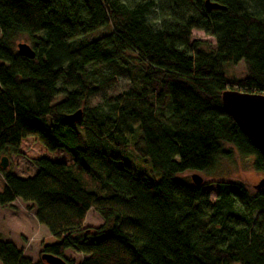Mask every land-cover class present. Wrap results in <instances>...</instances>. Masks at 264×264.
<instances>
[{
    "label": "trees",
    "instance_id": "trees-1",
    "mask_svg": "<svg viewBox=\"0 0 264 264\" xmlns=\"http://www.w3.org/2000/svg\"><path fill=\"white\" fill-rule=\"evenodd\" d=\"M210 1L224 9L205 0H0V152L17 153L32 136L70 159L32 158L27 178L0 168V206L19 199L48 232L36 262L0 238V264H47L41 255L65 264H264V189L219 181L210 203L201 185L178 177L209 173L229 157L225 144L264 173V156L221 107L231 87L264 93V0ZM192 30L212 36L214 48ZM18 35L33 58L17 53ZM240 61L246 76L227 80L223 65ZM92 65L112 75L98 82ZM114 75L131 87L87 108ZM77 109L81 120L68 121ZM129 150L150 178L135 175ZM89 210L101 225H84Z\"/></svg>",
    "mask_w": 264,
    "mask_h": 264
},
{
    "label": "rangeland",
    "instance_id": "rangeland-1",
    "mask_svg": "<svg viewBox=\"0 0 264 264\" xmlns=\"http://www.w3.org/2000/svg\"><path fill=\"white\" fill-rule=\"evenodd\" d=\"M110 27H103L94 33L83 36L84 40H92L102 36L108 32ZM192 39L199 40L202 47L212 49L215 46V40L212 36L204 34L201 30H192ZM17 43H27L30 45L26 35H18L14 40V48ZM97 65H92L89 69L97 70ZM227 80L241 79L246 76L245 65L243 61L237 64L223 65ZM112 75L109 69L97 70L96 79L102 81ZM115 83L109 87L101 88L88 101L87 108L99 103L102 100L111 99L113 96L122 93L131 87L129 77L125 75H114ZM230 87V86H229ZM235 90V88H229ZM224 148L230 151L229 157H218L212 170L207 173L189 171L178 177L181 179L190 180V176L197 173L202 178L201 188L208 195L210 203H213L219 181H240L243 182L249 192L255 191L254 185L258 184L261 179H264V173L258 172L252 167V157L241 155L232 146L225 144ZM46 157L51 160H62L70 163L69 156L62 150L48 151L39 141L32 136H28L21 140L18 152L12 153L11 150H2L1 158L6 159L7 166L4 169L11 172L19 178H27L35 173V168L31 163L32 158ZM127 160L133 165L135 175L141 177H151L150 165L144 163L137 155L128 151ZM138 176V175H137ZM138 176V177H140ZM102 224L101 218L93 210H89L85 217L84 225L87 227L99 226ZM46 227L38 224L34 220L33 211L26 208V204L19 199L12 202L11 206H0V238L13 242L18 248L23 250V253L28 256L33 262L38 260L40 242L47 235ZM67 257L74 259L75 263H79L83 256L72 251H68Z\"/></svg>",
    "mask_w": 264,
    "mask_h": 264
},
{
    "label": "water",
    "instance_id": "water-1",
    "mask_svg": "<svg viewBox=\"0 0 264 264\" xmlns=\"http://www.w3.org/2000/svg\"><path fill=\"white\" fill-rule=\"evenodd\" d=\"M205 6L208 9H224L223 6L210 0H205ZM16 50L21 56L34 57V52L27 43H17ZM221 107L252 145L264 156V95L226 90L221 94ZM81 118V109L66 116L70 122H78ZM6 166V159L3 157L0 161V168L4 170ZM190 178L194 185H201L202 178L197 173L192 174ZM254 189H264V179L254 185ZM41 259L47 264H65L61 258L52 255H41Z\"/></svg>",
    "mask_w": 264,
    "mask_h": 264
},
{
    "label": "crops",
    "instance_id": "crops-1",
    "mask_svg": "<svg viewBox=\"0 0 264 264\" xmlns=\"http://www.w3.org/2000/svg\"><path fill=\"white\" fill-rule=\"evenodd\" d=\"M34 220H35V219H34ZM39 250H40V248H39ZM68 251H71V250H66V251H65V254H66V255H67V253H66V252H68ZM72 252H73V251H72Z\"/></svg>",
    "mask_w": 264,
    "mask_h": 264
},
{
    "label": "bare ground",
    "instance_id": "bare-ground-1",
    "mask_svg": "<svg viewBox=\"0 0 264 264\" xmlns=\"http://www.w3.org/2000/svg\"><path fill=\"white\" fill-rule=\"evenodd\" d=\"M252 94H256V93H252ZM261 95H264V93L263 94H261ZM190 180H191V178H190ZM192 182V181H191ZM202 184V183H201ZM256 190V189H255ZM87 215V214H86Z\"/></svg>",
    "mask_w": 264,
    "mask_h": 264
}]
</instances>
